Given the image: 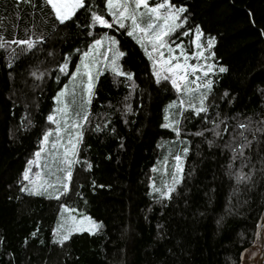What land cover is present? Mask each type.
Here are the masks:
<instances>
[{"label":"trees","instance_id":"trees-1","mask_svg":"<svg viewBox=\"0 0 264 264\" xmlns=\"http://www.w3.org/2000/svg\"><path fill=\"white\" fill-rule=\"evenodd\" d=\"M175 2L189 7V24L215 37L216 62L229 69L211 78L214 107L208 117L225 121V139L248 118L264 119V0ZM105 5L106 0H95L94 8L111 21ZM87 31L119 41L125 53L120 68L133 81L110 70L97 77L67 195L56 200L21 192L27 161L39 149L55 96L69 77L61 75L57 84L59 66L71 56L69 74L75 68L93 39ZM122 32L92 25L91 12L84 9L60 25L42 0H0V38L8 41L0 49V264H241L256 240L264 215V173L257 172L251 192L236 185L226 172L230 152L221 155L219 147L208 145L214 137L205 129L212 125L194 114L185 112L189 120H184L173 110L182 121L180 136L162 127L166 106L174 100L178 105V94L170 82L155 84L151 61ZM38 35L47 39L31 52L11 43ZM37 70L47 73L43 80L31 75ZM126 96L131 114L124 111ZM177 154L184 179L170 199L158 202L150 185L166 189ZM61 204L102 222L103 229L74 234L63 247L53 244Z\"/></svg>","mask_w":264,"mask_h":264},{"label":"snow or ice","instance_id":"snow-or-ice-1","mask_svg":"<svg viewBox=\"0 0 264 264\" xmlns=\"http://www.w3.org/2000/svg\"><path fill=\"white\" fill-rule=\"evenodd\" d=\"M17 2L31 3V0H17ZM42 3L50 8L55 21L60 25H65L67 21L72 20L78 10L84 9L91 12L92 25H99L113 31L123 30L122 34L126 33L128 37L134 39L151 61L155 84L166 87L170 82L171 89L178 94L179 104L177 105L174 100L168 108L170 110L178 108L184 120H189V116L194 114L195 117L210 123L212 127L206 128L205 132L211 133L214 139H209L208 145L219 147L221 155L230 152L227 175L235 179L236 185H242L248 192L254 190L256 187L254 178L257 172L264 173V119L253 121L248 118V123H239L230 137L225 139L226 134L229 133L225 121L218 115L215 118L208 117L210 108L214 107L209 103V97L215 84L210 77L217 73H226L229 69L216 62L213 51L216 43L215 37L209 36L205 43L200 25L189 24L191 13L185 3L178 4L175 0H162V2L160 0H106L105 7L111 21L95 10V0L93 3H86V0H42ZM86 35L93 38L92 42L87 46V51L82 52L76 70L71 73L73 81L78 75L85 78L82 79L80 85L82 88L81 105L84 111L82 115L79 112L75 114L70 112L69 105L64 99L67 85L57 93L55 97L57 107L54 109V114L47 116V120L56 127L54 132L50 129L44 134L40 141V148L35 152V159L27 161L28 167L25 168L22 179L28 183L22 184L19 189L21 192L47 196L49 199L56 200H59L62 195H67L69 182L73 178V167L80 163L76 157L84 134V125L89 122L87 106L93 103L94 81L103 74V70H110L117 77L126 76L128 81H133L132 74L120 68L118 61L125 53L117 47L119 41L114 36L105 34L96 38L92 31H87ZM183 37L189 38L187 47ZM46 39L43 35H38L34 38L12 40L11 43L26 46L25 52L27 53L35 49L38 44L44 43ZM7 43L8 41L0 38V49L5 48ZM75 51L81 52V49L77 48ZM70 59L71 56H66L59 66L55 77L57 84L60 83L61 75H69ZM100 65H103V70ZM8 66L12 67V64L9 63ZM46 74L39 70L31 72L36 80H43ZM135 87L133 83L132 88L135 89ZM76 95L74 87L73 104L76 103ZM228 95L226 91L224 96ZM128 99L129 97L126 96L124 111L126 114H131L133 107L131 103H127ZM185 112H189V116H185ZM164 121L162 127L171 129L176 136L181 135L182 121L176 118L175 112L166 113ZM29 125H31L30 120ZM95 130L100 131V127L97 126ZM205 132L197 131L195 135L204 136ZM53 135L55 138L50 139ZM217 139L221 141V144L216 143ZM189 151V147H183V156H187ZM42 155L52 159L56 165L55 172L46 162L41 163ZM174 160L172 182L165 185L166 190L162 191L154 184L150 185L155 193H159L158 202L170 199L184 179L182 155H175ZM237 162H239L238 167H234ZM164 163L167 164V158ZM33 165L42 170L33 173ZM45 168L48 169L47 172L43 170ZM152 171L156 172L157 169L153 168ZM52 176H55V182L50 179ZM248 202V200L243 201L244 204ZM60 210L61 220L54 230L53 244L63 247L74 234L88 232L95 235L104 227L102 222L94 220L91 216L74 215L73 213L78 212L76 208L61 204ZM257 227L259 228L260 225ZM32 235L35 236L36 233ZM256 255L257 252H252L249 258L252 259Z\"/></svg>","mask_w":264,"mask_h":264},{"label":"rangeland","instance_id":"rangeland-1","mask_svg":"<svg viewBox=\"0 0 264 264\" xmlns=\"http://www.w3.org/2000/svg\"><path fill=\"white\" fill-rule=\"evenodd\" d=\"M160 2H162V1H160ZM130 23V22H129ZM209 36H206V35H204L203 36V40H204V42L206 43V41H207V38H208ZM100 38V37H99ZM184 41H185V46L187 47L188 46V41H189V38L188 37H183L182 38ZM118 47V46H117ZM119 48V47H118ZM120 50V49H119ZM121 51V50H120ZM120 60V59H119ZM79 62H80V59H79V61H78V63L76 64V66L79 64ZM118 63H119V61H118ZM120 65V64H119ZM76 66H75V68L71 71V73L72 72H74L75 70H76ZM100 67H101V69L103 70V65H100ZM71 73L69 74V77H68V80H67V82L64 84V86L65 85H67V90H66V96L64 97V99H65V102L66 103H68V105H69V109H70V112H72L73 114H75V113H77V112H79V113H81V115H82V113H83V111H84V108H83V106L81 105V94H82V88H81V81H82V79H85V78H82L81 76H77V78H76V80L75 81H73L72 80V77H71ZM210 78H212V77H210ZM96 81V80H95ZM95 81H94V84H95ZM64 86L59 90V91H61L62 89H64ZM75 87V90H76V93H77V95H76V97H75V100H76V103L75 104H73L72 103V101H73V96H72V91H73V88ZM58 91V92H59ZM57 92V93H58ZM57 95V94H56ZM56 97V96H55ZM54 101H55V106H54V109L57 107V101H56V99H54ZM178 101H179V98H178ZM177 102V101H176ZM171 103V102H170ZM169 103V104H170ZM168 104V105H169ZM168 105L166 106V109H165V114L166 113H169V112H173V110L174 109H169L168 108ZM52 114H54V110H53V112H52ZM164 123H165V121H164ZM55 125H53V124H51L50 122H49V127L47 128V130L45 131V133L46 132H48L50 129L51 130H53V132H54V129H55ZM44 133V134H45ZM44 136V135H43ZM55 137H54V135H53V137H50V139H54ZM67 137L65 136V139H66ZM42 139H43V137H42ZM49 148H50V145L48 146ZM40 148V147H39ZM39 150V149H38ZM37 150V151H38ZM31 159H35V152H34V154H33V156L31 157ZM30 159V160H31ZM47 163L51 168H52V170H53V172H55L56 171V165L53 163V161H52V159L51 158H49V157H47V156H45V155H42V158H41V163L42 164H44V163ZM26 167H28V165L26 166ZM174 167H175V163H174ZM42 169H39V168H36L34 165L32 166V171H33V173L34 172H36V171H41ZM45 172H47V168H45V169H43ZM162 171H164V170H162ZM173 172H174V169L172 170V175H173ZM59 174V173H58ZM172 175H171V180H172ZM50 179L52 180V182H55V176H52V177H50ZM28 183V181H25V183L24 184H27ZM166 190V189H165ZM73 208H75V207H73ZM77 209V208H76ZM74 215H87V216H89L88 214H86V213H84V212H82V211H80V210H78V212L77 213H73ZM61 210H60V212H59V214H58V218H57V221H56V224H55V227H54V230L57 228V225H58V222L61 220ZM66 215V214H65ZM258 231H259V228H258ZM261 240L262 241H264V227H262V229H261V239H260V237H259V233L257 232V237H256V240L254 241V243L252 244V246H250L248 249H246L244 252H243V254H242V256H241V264H257V262H258V259L261 257V259H262V261H263V263L262 264H264V250H263V254H261ZM264 248V247H263ZM252 252H257V255L254 257V258H252V259H250L249 257H250V255H251V253Z\"/></svg>","mask_w":264,"mask_h":264},{"label":"water","instance_id":"water-1","mask_svg":"<svg viewBox=\"0 0 264 264\" xmlns=\"http://www.w3.org/2000/svg\"><path fill=\"white\" fill-rule=\"evenodd\" d=\"M262 224H264V215H263V217L261 218V220H260V227H259V231H258V233H259V237H260V239H261V226H262ZM264 241H262L261 240V254H263V250H264ZM261 262H262V259H261V257L258 259V264H261Z\"/></svg>","mask_w":264,"mask_h":264},{"label":"bare ground","instance_id":"bare-ground-1","mask_svg":"<svg viewBox=\"0 0 264 264\" xmlns=\"http://www.w3.org/2000/svg\"><path fill=\"white\" fill-rule=\"evenodd\" d=\"M262 227H264V224H262L261 229H262ZM260 231H261V230H260Z\"/></svg>","mask_w":264,"mask_h":264},{"label":"flooded vegetation","instance_id":"flooded-vegetation-1","mask_svg":"<svg viewBox=\"0 0 264 264\" xmlns=\"http://www.w3.org/2000/svg\"><path fill=\"white\" fill-rule=\"evenodd\" d=\"M263 263V261L261 262V264ZM258 264V263H257Z\"/></svg>","mask_w":264,"mask_h":264}]
</instances>
